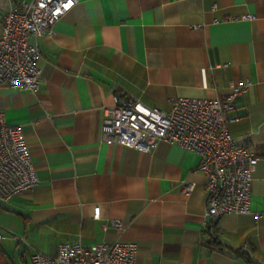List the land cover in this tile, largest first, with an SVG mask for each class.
<instances>
[{"label":"crops","instance_id":"crops-1","mask_svg":"<svg viewBox=\"0 0 264 264\" xmlns=\"http://www.w3.org/2000/svg\"><path fill=\"white\" fill-rule=\"evenodd\" d=\"M23 1L0 0V32ZM31 42L40 89L0 87V110L22 128L39 184L0 201V264H32L77 240L135 243L136 264H248L244 248L264 264V0H77ZM241 82L252 85L229 133L259 157L251 213L221 218L212 233L200 156L166 142L151 152L110 143L103 124L120 97L169 112L171 99L224 100Z\"/></svg>","mask_w":264,"mask_h":264},{"label":"built area","instance_id":"built-area-1","mask_svg":"<svg viewBox=\"0 0 264 264\" xmlns=\"http://www.w3.org/2000/svg\"><path fill=\"white\" fill-rule=\"evenodd\" d=\"M76 4L77 0L23 1L5 13L0 32V87L39 91L42 52L31 39L52 33L54 25ZM251 85L252 82L232 84L224 100L171 99L169 112L148 107L130 95L120 97L117 106L106 112L104 138L140 152H151L160 142L196 152L201 158L199 171L207 179L205 217L214 233L221 218L251 213V171L259 157L229 133V124L240 119L229 114L236 109L237 97ZM38 184L22 128L9 125L0 110V201L8 202ZM192 190L193 185H188L183 192L189 194ZM101 217V207H95L93 218ZM110 225L121 228L122 222L111 220ZM2 240L0 233V244ZM244 251L254 258L250 249ZM138 253L135 243L104 241L86 246L77 240L60 244L56 255L36 252L31 261L32 264H136Z\"/></svg>","mask_w":264,"mask_h":264},{"label":"trees","instance_id":"trees-1","mask_svg":"<svg viewBox=\"0 0 264 264\" xmlns=\"http://www.w3.org/2000/svg\"><path fill=\"white\" fill-rule=\"evenodd\" d=\"M238 253L246 259L248 264H256L255 260L251 257V255L245 252L244 250H238Z\"/></svg>","mask_w":264,"mask_h":264}]
</instances>
